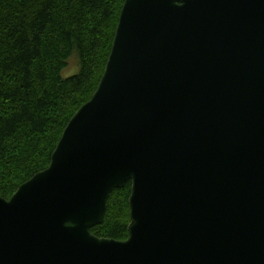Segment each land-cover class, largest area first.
Instances as JSON below:
<instances>
[{
  "label": "water",
  "instance_id": "water-1",
  "mask_svg": "<svg viewBox=\"0 0 264 264\" xmlns=\"http://www.w3.org/2000/svg\"><path fill=\"white\" fill-rule=\"evenodd\" d=\"M132 182L129 237H99ZM0 264H264V0H125L50 165L0 195Z\"/></svg>",
  "mask_w": 264,
  "mask_h": 264
},
{
  "label": "trees",
  "instance_id": "trees-1",
  "mask_svg": "<svg viewBox=\"0 0 264 264\" xmlns=\"http://www.w3.org/2000/svg\"><path fill=\"white\" fill-rule=\"evenodd\" d=\"M125 0H0V195L46 169L104 74ZM77 51L80 72L63 70ZM132 182L112 191L91 231L126 240Z\"/></svg>",
  "mask_w": 264,
  "mask_h": 264
},
{
  "label": "rangeland",
  "instance_id": "rangeland-1",
  "mask_svg": "<svg viewBox=\"0 0 264 264\" xmlns=\"http://www.w3.org/2000/svg\"><path fill=\"white\" fill-rule=\"evenodd\" d=\"M81 69V61L77 51L74 52L72 57L68 61L67 67L63 70L62 75L64 77H70L78 74Z\"/></svg>",
  "mask_w": 264,
  "mask_h": 264
}]
</instances>
